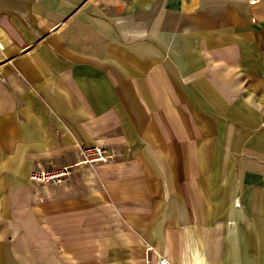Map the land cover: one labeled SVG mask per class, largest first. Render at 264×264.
Wrapping results in <instances>:
<instances>
[{
  "label": "crops",
  "instance_id": "crops-1",
  "mask_svg": "<svg viewBox=\"0 0 264 264\" xmlns=\"http://www.w3.org/2000/svg\"><path fill=\"white\" fill-rule=\"evenodd\" d=\"M158 257L264 264V0H0V264Z\"/></svg>",
  "mask_w": 264,
  "mask_h": 264
},
{
  "label": "built area",
  "instance_id": "built-area-1",
  "mask_svg": "<svg viewBox=\"0 0 264 264\" xmlns=\"http://www.w3.org/2000/svg\"><path fill=\"white\" fill-rule=\"evenodd\" d=\"M78 154L79 159L73 163L50 164L46 167L31 168L28 172L29 180L39 184H56L61 182L77 163L105 162L112 158V154L99 144L82 145ZM156 264H167V260L164 257H158Z\"/></svg>",
  "mask_w": 264,
  "mask_h": 264
},
{
  "label": "rangeland",
  "instance_id": "rangeland-1",
  "mask_svg": "<svg viewBox=\"0 0 264 264\" xmlns=\"http://www.w3.org/2000/svg\"><path fill=\"white\" fill-rule=\"evenodd\" d=\"M99 255V253L97 252V256Z\"/></svg>",
  "mask_w": 264,
  "mask_h": 264
}]
</instances>
